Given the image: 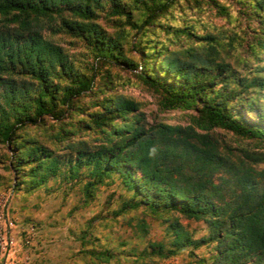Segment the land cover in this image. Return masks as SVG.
Masks as SVG:
<instances>
[{
	"label": "trees",
	"instance_id": "trees-1",
	"mask_svg": "<svg viewBox=\"0 0 264 264\" xmlns=\"http://www.w3.org/2000/svg\"><path fill=\"white\" fill-rule=\"evenodd\" d=\"M106 1L110 3L106 17L118 18L122 21L120 26L140 32L167 13L176 0H132L129 6L120 0H0V84L6 83L3 74L9 75L15 69L37 81L34 94L30 86H16L7 92V103L24 97L29 104L23 105L25 113L14 122H0V141L14 145L18 132L27 125H41L47 116L59 121L65 113L70 117L79 114L82 106L77 100L94 92L93 76H68L69 84L62 88L53 83L52 77L61 78L72 66L67 65L59 48L42 38L37 24L43 19L51 22L62 19L63 27L91 48L96 64H118L122 58L121 45L98 26L99 15L94 10ZM238 2L249 16L255 15L263 35L257 42L263 48L264 0ZM137 14L143 17L141 21ZM67 18L75 21H66ZM180 32L206 42L213 40L209 35L195 36L186 27ZM212 50L209 45L206 55L194 51L189 59H184L181 50L164 52L157 45H144L141 49L144 53L138 75L164 94L165 106L194 110L196 116L190 125L159 123L145 127L141 114L137 113L139 104L122 95L98 100L95 105L99 109L88 114L91 121L86 126L81 121L77 124L72 121V125L82 128L94 123L108 139L88 154L87 165L92 164L101 176L114 170L119 172L122 182L133 190L134 201L129 202V208L145 205L153 213L176 210L207 225L208 236L191 239L180 225L172 224L169 230L175 234L173 245L196 247L214 243V264H264V167L254 168L259 163L256 158L264 161V152H246L232 159L231 148L211 133L216 128H225L264 142V111L256 117H245L243 113L233 114L228 104L231 99L237 103L248 99L253 104L250 96L241 95L242 88L264 86V78L246 81L247 77H240L229 65L214 63ZM96 67L93 65L91 69ZM217 84L221 85L219 89ZM58 104L64 109L58 108ZM20 107L18 104L17 110ZM109 123L107 131L105 126ZM16 145L13 167L20 166V162H15L18 157L29 165L35 164L26 171L32 186L57 173L60 159L52 156L51 151L33 140ZM82 145L76 149L91 151L86 144ZM72 146L68 143L66 148ZM216 174L219 181L214 179ZM134 176L138 181H132ZM161 251L159 245L156 253Z\"/></svg>",
	"mask_w": 264,
	"mask_h": 264
},
{
	"label": "rangeland",
	"instance_id": "rangeland-1",
	"mask_svg": "<svg viewBox=\"0 0 264 264\" xmlns=\"http://www.w3.org/2000/svg\"><path fill=\"white\" fill-rule=\"evenodd\" d=\"M120 1L128 6L133 2ZM109 6V2L103 3L94 10L99 15L98 26L121 45L122 58L118 64H96L91 48L67 31L60 18L53 22L43 19L37 24L42 38L59 48L67 65L72 66L61 78L52 77L53 83L62 88L69 84L68 76H93L94 92L84 93L86 95L77 100L82 106L79 114L70 117L65 113L59 121L47 116L41 125H27L18 132L14 145L0 141V200L5 203V215L14 223V244L6 254L0 253V264H214L216 261L214 243L196 247L173 245L175 234L169 230L172 224L180 225L191 239H198L209 235L203 220L188 219L176 210L153 213L145 205L129 208V202L134 201L133 190L122 182L119 172L114 170L101 176L92 164L87 165L88 154L106 144L108 139L94 123L79 128L72 125V121L75 124L81 121L80 124L86 126L91 121L88 114L99 109L95 105L98 100L122 95L139 104L137 113L141 114L145 127L159 123L190 125L196 116L194 110L165 106L164 94L138 75L143 61L142 47L157 45L163 47L164 52L181 50L182 57L189 59L194 51L206 55L210 45L214 49L210 54L214 63L229 65L240 77H247L246 81L258 80L264 78V47L257 42L263 38L259 24L255 15L249 16L238 0H176L154 24L136 32L129 26H120V19L106 17ZM137 16L141 21L143 17ZM185 27L195 36L213 37L212 42L180 32ZM93 65H97L96 70L91 69ZM2 78L10 86L0 84V122L12 123L25 113L23 105L29 102L20 97L7 103V92L16 86H30L33 93L37 81L18 69L9 75L3 74ZM220 87L216 85V89ZM241 95L250 96L255 102L251 104L245 99L244 103H237L231 99L228 104L233 114L256 117L264 111V86L250 89L243 86ZM18 104L21 107L17 110ZM57 107L64 109L61 104ZM105 128L109 131L110 123ZM211 133L231 148L229 157L232 159L246 152H264V142L231 130L216 128ZM61 136L64 138L59 140ZM28 140L36 141L60 159L57 173L49 174L36 186L30 184L31 177L26 174L35 164L29 165L18 157L15 162H20V166L13 167V149ZM68 143L73 146L66 148ZM83 143L90 152L76 149L83 147ZM256 159L259 163L254 168L262 169L264 161ZM134 177L132 181H138L139 174ZM214 179L219 181V174ZM0 223L4 225L2 220ZM159 245L162 251L156 253Z\"/></svg>",
	"mask_w": 264,
	"mask_h": 264
},
{
	"label": "built area",
	"instance_id": "built-area-1",
	"mask_svg": "<svg viewBox=\"0 0 264 264\" xmlns=\"http://www.w3.org/2000/svg\"><path fill=\"white\" fill-rule=\"evenodd\" d=\"M1 220L4 222V225L0 223V253L4 255L14 244V239L12 237L14 223L5 215V203L0 200V221Z\"/></svg>",
	"mask_w": 264,
	"mask_h": 264
}]
</instances>
